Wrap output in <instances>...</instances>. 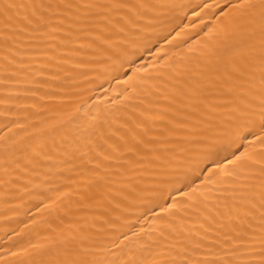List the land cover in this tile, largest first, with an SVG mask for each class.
<instances>
[{
  "label": "bare ground",
  "instance_id": "bare-ground-1",
  "mask_svg": "<svg viewBox=\"0 0 264 264\" xmlns=\"http://www.w3.org/2000/svg\"><path fill=\"white\" fill-rule=\"evenodd\" d=\"M240 4L0 0V264H250L264 18Z\"/></svg>",
  "mask_w": 264,
  "mask_h": 264
},
{
  "label": "snow or ice",
  "instance_id": "snow-or-ice-1",
  "mask_svg": "<svg viewBox=\"0 0 264 264\" xmlns=\"http://www.w3.org/2000/svg\"><path fill=\"white\" fill-rule=\"evenodd\" d=\"M254 3H258L260 5L262 18H264V0H241V4L236 6L239 7L241 5H250ZM262 31H264V25H262ZM252 115L259 116L260 127L261 129H264V96H262L261 103L259 105V112L253 113ZM260 139L264 140V136H261ZM250 264H264V246L261 247L258 253H254L253 257L250 260Z\"/></svg>",
  "mask_w": 264,
  "mask_h": 264
}]
</instances>
